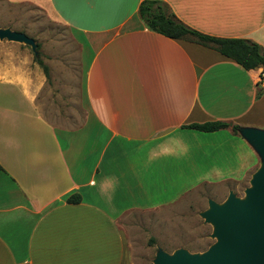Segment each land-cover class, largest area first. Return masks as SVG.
<instances>
[{
    "label": "crops",
    "instance_id": "obj_1",
    "mask_svg": "<svg viewBox=\"0 0 264 264\" xmlns=\"http://www.w3.org/2000/svg\"><path fill=\"white\" fill-rule=\"evenodd\" d=\"M0 1L48 12L78 47L73 65L30 36L36 50L0 40V264H131L126 215L251 185L262 158L241 131H264L262 69L149 31L145 0ZM162 1L194 30L264 48V0ZM212 122L230 127L188 128Z\"/></svg>",
    "mask_w": 264,
    "mask_h": 264
},
{
    "label": "rangeland",
    "instance_id": "obj_2",
    "mask_svg": "<svg viewBox=\"0 0 264 264\" xmlns=\"http://www.w3.org/2000/svg\"><path fill=\"white\" fill-rule=\"evenodd\" d=\"M0 27L27 34L41 44L42 50H69L73 65H77L78 47L71 30L44 10L29 4L0 1ZM59 100L57 97L58 103ZM250 186L203 185L173 206L126 215L119 226L127 239L131 264H155L160 251L171 256L181 250L190 255H202L217 242L213 237L214 225L202 216L210 209L209 202L223 205L231 187L237 198L245 200L246 188Z\"/></svg>",
    "mask_w": 264,
    "mask_h": 264
},
{
    "label": "water",
    "instance_id": "obj_3",
    "mask_svg": "<svg viewBox=\"0 0 264 264\" xmlns=\"http://www.w3.org/2000/svg\"><path fill=\"white\" fill-rule=\"evenodd\" d=\"M0 40L37 45L25 33L0 27ZM242 135L262 158L261 168L254 174L247 198L241 200L231 192L219 205L210 201V209L202 216L214 225L217 242L202 255L181 250L174 255L160 251L155 264H264V131L243 129Z\"/></svg>",
    "mask_w": 264,
    "mask_h": 264
},
{
    "label": "trees",
    "instance_id": "obj_4",
    "mask_svg": "<svg viewBox=\"0 0 264 264\" xmlns=\"http://www.w3.org/2000/svg\"><path fill=\"white\" fill-rule=\"evenodd\" d=\"M139 17L145 27L154 33L169 39L189 41L213 49L223 56L233 60L245 70L262 69V82L264 84V48L258 43L247 39L217 38L203 34L183 23L172 11L171 7L162 0H145L139 8ZM38 61V60H37ZM49 76L48 68L39 60ZM260 85V84H259ZM264 93V86L258 91V97ZM230 125L225 122H212L203 125H190L188 128L203 132H216L228 129ZM233 132L238 134L239 126H234ZM69 203H80L79 196L69 198Z\"/></svg>",
    "mask_w": 264,
    "mask_h": 264
}]
</instances>
